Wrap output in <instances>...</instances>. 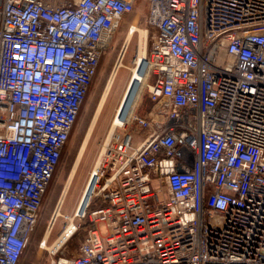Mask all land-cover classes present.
Returning a JSON list of instances; mask_svg holds the SVG:
<instances>
[{"label":"built area","instance_id":"2783aa9c","mask_svg":"<svg viewBox=\"0 0 264 264\" xmlns=\"http://www.w3.org/2000/svg\"><path fill=\"white\" fill-rule=\"evenodd\" d=\"M140 3L156 29L154 107L135 117L149 133L107 143L70 214L86 236L52 264H264V0H0V264H21L103 52Z\"/></svg>","mask_w":264,"mask_h":264},{"label":"rangeland","instance_id":"374dc122","mask_svg":"<svg viewBox=\"0 0 264 264\" xmlns=\"http://www.w3.org/2000/svg\"><path fill=\"white\" fill-rule=\"evenodd\" d=\"M147 17V7L142 3L136 5L134 11L128 14L127 17H125V19L120 23L113 34L109 46L103 52L97 73L82 105L70 139L63 151L62 158L57 171L55 172L54 178L48 187L43 206L38 215L36 226L31 234L30 241L23 255L21 264H52L53 259L57 260L61 257L73 255L77 252L82 240L86 236V229L89 226V222L88 220H83L81 222L83 226L69 238L61 249L55 251L56 248L50 249L43 244L45 232L48 227L51 226L50 219L52 214L63 192L81 146L85 141L102 95L106 89L111 72L118 60L117 58L119 52L122 49L123 44H125V39L128 33L133 29L132 26H136L139 29L142 28L147 31V56L149 55L154 36L156 35V29L149 24ZM139 35L138 30L134 31L128 45L127 53L123 60L126 67L119 69L109 95L98 113L95 125L93 126L82 154L76 176L64 199L61 208L62 216H59L54 226L51 227L48 239L49 246L55 242L60 231L66 226L67 218L64 215H70L73 213L74 209L76 210L78 208L80 198L82 197L85 187L91 178V174L96 166L97 160L108 143V134L112 128L117 108L125 95L129 79L132 75L131 68L135 65L134 61L138 54ZM146 76L147 72H145L143 78L144 83L139 97L140 99L135 105V110L131 118L128 121L125 120V124L116 126L114 130L115 134L122 133L124 131L137 132L139 124L135 120V117L138 115H147L153 109L154 102L150 99L148 88L145 86ZM153 80L154 77L151 81ZM138 134L139 133H136L135 135ZM96 180L97 177L94 180L92 187H90L88 197L85 200L83 207L90 199ZM154 183L158 184L157 181ZM100 204L101 200L96 199L92 207H96ZM71 216H73V214ZM75 224H78V220L75 221ZM103 226L104 225L101 224L102 228Z\"/></svg>","mask_w":264,"mask_h":264},{"label":"bare ground","instance_id":"6f19581e","mask_svg":"<svg viewBox=\"0 0 264 264\" xmlns=\"http://www.w3.org/2000/svg\"><path fill=\"white\" fill-rule=\"evenodd\" d=\"M132 28L133 29L131 30V32L128 33V35L125 39V45H124L123 50L125 49L126 45L130 42V39H131L134 31L138 30L139 34H140L139 35L138 54H137V57L134 61L135 65L131 68L132 69V75L129 79L125 95H124L119 107L117 108V111H116V114H115V117H114V120L112 123V128L108 134V138H107L108 142L115 135L114 130H115L116 126L125 124L124 121L125 120L128 121L131 118V116L135 110V105L137 104L138 100L140 99L139 97H140V94L142 91V86L144 83L143 78H144L145 72H147V65H146V61H145V59L147 58V40H148L147 31L145 29H142V28L139 29L136 26H132ZM122 67H126V65L124 64V61L121 59V57H119L114 68H113V70H112V72H111V75L109 77L106 89L102 95V98L100 100L99 106H98L97 111H96V114L93 118V121H92L91 126L89 128V131L86 135L85 141L83 142V145L81 146V149L77 155L75 163H74L72 170L69 174V177H68V180L65 184L63 192H62V194L58 200V203H57L55 211H54L53 220L56 218V216L62 215L61 208H62L64 199H65L66 194L68 193V190L70 189V186H71V184L74 181V178L76 176L82 154L84 152L86 143L89 139V136H90V133L93 129V126L95 125L98 113L101 110V108L103 107V105H104V103H105V101L109 95V92L111 90L112 85L114 84V81H115L116 75L118 74L119 69ZM103 152H104V149H103L102 153L100 154L99 159L97 160L96 166H95V168L91 174V178L85 187V190H84L82 197L80 198V201L78 204V207H80V208L83 207L84 202L88 197L90 187H92V184L97 177V169L99 167L100 159L103 155ZM96 182H97V180L95 181V184H96ZM93 188H94V186H93ZM92 193H93V189H92ZM92 193H91L90 199L92 197ZM68 217H69L70 221H68L65 228L60 231L55 242H53V244L50 246L48 245V239H49L50 232H51V226L48 227V229L46 230L45 235L43 237L44 246H47L50 249L56 248L55 251H57V250L61 249L66 244V242L69 240V238L74 234L73 232L76 228V224L74 221L75 219L73 218V216L68 215Z\"/></svg>","mask_w":264,"mask_h":264},{"label":"crops","instance_id":"0c3cea01","mask_svg":"<svg viewBox=\"0 0 264 264\" xmlns=\"http://www.w3.org/2000/svg\"><path fill=\"white\" fill-rule=\"evenodd\" d=\"M136 133H139V134L135 135ZM148 133H149L148 130H141V131L134 132V142L138 144L143 139V137L146 136Z\"/></svg>","mask_w":264,"mask_h":264}]
</instances>
